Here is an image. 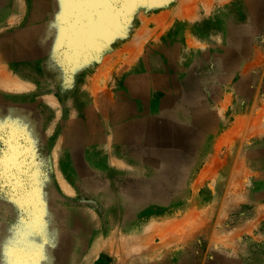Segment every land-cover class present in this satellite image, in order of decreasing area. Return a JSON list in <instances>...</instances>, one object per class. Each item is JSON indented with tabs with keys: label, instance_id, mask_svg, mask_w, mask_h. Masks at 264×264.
<instances>
[{
	"label": "rangeland",
	"instance_id": "obj_1",
	"mask_svg": "<svg viewBox=\"0 0 264 264\" xmlns=\"http://www.w3.org/2000/svg\"><path fill=\"white\" fill-rule=\"evenodd\" d=\"M173 2L0 0L12 80L0 85V264L132 260L140 227L173 215L213 137L226 164L264 149V12L238 4L194 26L182 15L154 34ZM217 24L235 62L184 51ZM236 176L264 202V172ZM252 208L223 223L216 245L232 264H264V217L240 227Z\"/></svg>",
	"mask_w": 264,
	"mask_h": 264
},
{
	"label": "crops",
	"instance_id": "obj_2",
	"mask_svg": "<svg viewBox=\"0 0 264 264\" xmlns=\"http://www.w3.org/2000/svg\"><path fill=\"white\" fill-rule=\"evenodd\" d=\"M238 4L243 5L249 13L264 12V0H174L165 13V20L158 25H152L151 31L154 34L156 30L162 33L184 15H198L196 19L193 17L190 20L184 19L189 22V26L192 24L194 26L208 16L235 11L233 9L238 7ZM196 20L198 21L195 23ZM215 22L218 23L216 20ZM220 26L217 24L203 38H185L184 51L196 50L201 56L213 53L215 55L210 59L211 61L213 58L223 57L224 60L235 62L236 50L231 49L229 47L231 44H227L224 40V36H230V28L228 32L223 33ZM155 40L156 38L152 39L153 42ZM211 61L202 60L205 63ZM209 144V149L202 156L203 159L195 174L185 186V194L177 199L173 215L147 220V224L141 226L135 235L138 255L124 262L120 256L117 262L111 260V264H232V259H224L227 249H222L216 243L221 240L223 223L232 219L231 215L240 204H253L252 214L245 220H240V224L243 222L241 229H252L255 222L264 217V202L255 201L245 188L236 187L237 180L241 179L236 176L237 173L244 176L246 172L254 175L264 172V149L251 160H242L234 153L227 158L226 164V157L224 162L217 157L218 139L213 137ZM231 158H233L232 162ZM175 210L178 211L175 213ZM193 220H198V223ZM197 241H201L203 246L196 244ZM229 251L231 252L232 249L230 248ZM105 252L109 258L115 257V253L110 249Z\"/></svg>",
	"mask_w": 264,
	"mask_h": 264
},
{
	"label": "bare ground",
	"instance_id": "obj_3",
	"mask_svg": "<svg viewBox=\"0 0 264 264\" xmlns=\"http://www.w3.org/2000/svg\"><path fill=\"white\" fill-rule=\"evenodd\" d=\"M189 20V19H188ZM231 33H233V32H231ZM28 40V39H27ZM236 40V39H235ZM231 41V40H230ZM244 44V43H243ZM230 45V44H229ZM233 45H235V44H233ZM217 48V47H216ZM244 54V53H243ZM236 61V60H235ZM158 62V61H157ZM9 84H12V80L10 79V77L9 76H7L6 75V73L5 74H3L2 72H0V85H4V86H8ZM14 84V83H13ZM181 94V93H180ZM161 99V98H160ZM164 101V100H163ZM166 101V100H165ZM170 102V101H169ZM173 104V103H172ZM166 107V106H165ZM156 108V107H155ZM163 108V107H162ZM172 108H173V106H172ZM174 108H175V106H174ZM160 111H161V109H159ZM164 110V109H163ZM155 111V110H154ZM156 112V111H155ZM133 117H136V116H133ZM137 118V117H136ZM187 121V120H186ZM190 122V121H189ZM129 127V126H128ZM134 127H135V125H134ZM137 129H138V127H137ZM128 130V129H127ZM133 130V129H132ZM131 131V130H130ZM187 131H188V129H187ZM130 133V132H129ZM185 133H187V132H185ZM195 134V133H194ZM189 135V134H188ZM193 136V135H192ZM150 141H152V140H150ZM194 141V140H193ZM168 165V164H167ZM135 167V166H134ZM132 168V167H131ZM133 169V168H132ZM135 170V169H134ZM157 170V169H156ZM129 172H131V171H129ZM152 183V182H151ZM150 184V183H149ZM153 184V183H152ZM144 199V198H143ZM148 199H150V198H148ZM119 210V209H118ZM149 212V211H148ZM140 214V213H139ZM138 214V215H139ZM120 215V214H119ZM133 216V215H132ZM193 218V217H192ZM135 221V220H134ZM194 221H196V220H193V222ZM203 221V220H202ZM197 223H198V220L196 221ZM191 224V223H190ZM201 224V223H200ZM172 227V226H171ZM183 227V226H182ZM185 227V226H184ZM183 227V228H184ZM174 231V230H173ZM177 232H179V231H177ZM173 233V232H172ZM175 233V232H174ZM151 235H153V234H151ZM164 234H161V236L162 237H164L163 236ZM175 237V236H174ZM165 238H166V236H165ZM164 239V238H163ZM168 240V239H167ZM175 240V239H174ZM174 240H173V242H174ZM166 241V240H165ZM169 242V241H168ZM167 242V243H168ZM91 243H93V242H91ZM110 243V242H109ZM166 244V243H165ZM97 245V244H96ZM106 245V244H105ZM102 246V245H101ZM116 246V245H115ZM124 246H126V245H124L123 244V247ZM97 247H98V245H97ZM96 247V248H97ZM99 248V247H98ZM111 248H112V246H111ZM122 248V247H121ZM172 248V247H171ZM107 249V248H106ZM124 249V248H123ZM125 250V249H124ZM124 250H122V251H124ZM107 251H108V249H107ZM118 251V250H117ZM117 251H116V253H117ZM125 253V252H124ZM109 254H110V252H109ZM127 254V253H126ZM122 256V255H121ZM118 260V259H117ZM124 260V259H123ZM125 261V260H124ZM123 261V262H124ZM198 261V260H197ZM179 263V262H178ZM125 264V263H124Z\"/></svg>",
	"mask_w": 264,
	"mask_h": 264
}]
</instances>
